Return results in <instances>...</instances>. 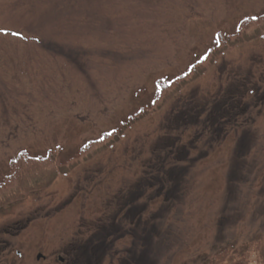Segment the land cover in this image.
Wrapping results in <instances>:
<instances>
[{
	"label": "rangeland",
	"instance_id": "obj_1",
	"mask_svg": "<svg viewBox=\"0 0 264 264\" xmlns=\"http://www.w3.org/2000/svg\"><path fill=\"white\" fill-rule=\"evenodd\" d=\"M263 19L264 0H0V193L40 170L26 159L60 170L0 208L1 264H212L248 247L264 264V35L244 39Z\"/></svg>",
	"mask_w": 264,
	"mask_h": 264
},
{
	"label": "trees",
	"instance_id": "obj_2",
	"mask_svg": "<svg viewBox=\"0 0 264 264\" xmlns=\"http://www.w3.org/2000/svg\"><path fill=\"white\" fill-rule=\"evenodd\" d=\"M264 20V19H263ZM254 20L252 19H247L244 20L242 22V24H247L245 26L240 25L239 26V32L237 33L236 36H234V40L237 38L239 40V37L247 34V32L250 30V27L253 26L254 24ZM254 31V29H252ZM263 31L262 33H257ZM256 31V35L254 32L255 37L253 38H244L247 43H250L252 39L254 38H258L261 35H264V29H260ZM225 36H229L226 33H222L219 37H221L220 40V47L221 49H223V51H226L228 49V47L226 48V46H228V40H232L230 38H226ZM248 38V39H247ZM218 41V40H217ZM253 41V40H252ZM246 43V44H247ZM211 60L207 59L204 60L203 62H200L198 64L195 65L194 69L192 70V72L190 73V76H195V73H197L195 70L203 65L206 66L207 63H210ZM188 80L181 79V80H177L174 82H170L169 84H165L166 86L161 90V93H159V97L156 100V102H154V104L151 106V108H148V112L152 111L155 107H159L160 106V101L163 98L164 94L170 90L173 89L174 91H179L182 85L185 84V82ZM176 91V92H177ZM143 112V111H142ZM141 112V113H142ZM146 115L145 112H143L140 115H136L131 117V119L127 120L126 122H123V125L117 129L116 131H114L111 134H106L102 139L96 140L92 143H90L88 145V147L82 151V153L75 159H80L83 157H86L87 155H89L92 151H104L106 149H108L109 147H111L113 144L119 142L121 140V134H123V132L128 129V127L133 126L134 124H137L138 122L142 121L143 118ZM91 151V152H90ZM90 152V153H89ZM51 154L48 158H46V162L45 163H41L43 162L44 158L41 159H26L25 162H29V161H33V163H38L37 165L39 169H37L38 171L32 172V170L28 171V169H24L25 167L19 168L20 171H16V174L14 176V180H10L9 184L3 188H1L2 190H4V192L1 194L0 193V208L4 207L6 205L15 203L17 201L20 200H26L28 197L27 194L30 195L31 191L37 189V188H42L46 185H48L50 183V180L47 178L46 174H50L51 176L53 174H55L56 172H60V170L55 171V165L53 164V161L51 160ZM50 162V164H48ZM60 168V167H57ZM9 197H13L12 199L8 200ZM257 249H253L252 247H248L244 250H242L241 252H239L237 255L234 254L232 255H228L226 252H223L222 255L223 256H215L214 262L212 261V264H218V263H224V264H262V262H255V260L253 261L252 259V255L254 253V251ZM218 260V261H217Z\"/></svg>",
	"mask_w": 264,
	"mask_h": 264
},
{
	"label": "flooded vegetation",
	"instance_id": "obj_3",
	"mask_svg": "<svg viewBox=\"0 0 264 264\" xmlns=\"http://www.w3.org/2000/svg\"><path fill=\"white\" fill-rule=\"evenodd\" d=\"M7 254H10L11 252H8L7 250V247L6 246H0V264L2 263L3 259L6 258V256L4 257V255ZM20 254V253H19ZM38 256H41L40 259H38L37 257V260L40 261V260H45L46 257L43 255V254H40ZM57 261L60 263V264H65V262H68V261H65L64 259H60V257L58 258L57 257Z\"/></svg>",
	"mask_w": 264,
	"mask_h": 264
},
{
	"label": "snow or ice",
	"instance_id": "obj_4",
	"mask_svg": "<svg viewBox=\"0 0 264 264\" xmlns=\"http://www.w3.org/2000/svg\"><path fill=\"white\" fill-rule=\"evenodd\" d=\"M16 35H19L18 33H16Z\"/></svg>",
	"mask_w": 264,
	"mask_h": 264
}]
</instances>
